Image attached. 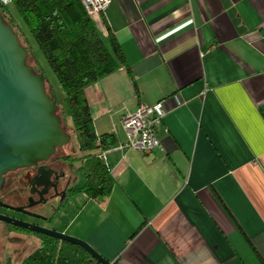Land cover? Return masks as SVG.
Masks as SVG:
<instances>
[{"label":"crops","instance_id":"1","mask_svg":"<svg viewBox=\"0 0 264 264\" xmlns=\"http://www.w3.org/2000/svg\"><path fill=\"white\" fill-rule=\"evenodd\" d=\"M110 1L92 19L132 75L86 97L115 185L73 197L58 231L114 264H264V0ZM160 102L162 150L119 149L123 116Z\"/></svg>","mask_w":264,"mask_h":264},{"label":"trees","instance_id":"2","mask_svg":"<svg viewBox=\"0 0 264 264\" xmlns=\"http://www.w3.org/2000/svg\"><path fill=\"white\" fill-rule=\"evenodd\" d=\"M0 12L4 23L17 34L28 53L27 65L35 74H41L26 30L19 22L34 38L65 93L63 104H60L62 115L57 116L62 120L63 117L72 119L79 151L83 154L80 170L84 173L85 184L76 189L75 194L105 202L115 182L99 154L116 147L117 140L113 135L96 134L86 89L121 68L132 75L123 50L113 36L106 44L82 0H9L0 7ZM30 60L34 64L31 65ZM49 88L46 82L47 93ZM52 95L57 100L53 92ZM21 264L97 263L79 246L42 237L38 249Z\"/></svg>","mask_w":264,"mask_h":264},{"label":"water","instance_id":"3","mask_svg":"<svg viewBox=\"0 0 264 264\" xmlns=\"http://www.w3.org/2000/svg\"><path fill=\"white\" fill-rule=\"evenodd\" d=\"M27 59L28 53L13 29L4 23L0 12V189L7 173L48 161L56 150L65 148L71 140L63 131L62 119L57 116V100L46 91L45 76L35 74L27 65ZM6 221L79 246L97 264H114L82 240L61 232Z\"/></svg>","mask_w":264,"mask_h":264},{"label":"flooded vegetation","instance_id":"4","mask_svg":"<svg viewBox=\"0 0 264 264\" xmlns=\"http://www.w3.org/2000/svg\"><path fill=\"white\" fill-rule=\"evenodd\" d=\"M66 147L58 149L62 153H55L46 162L9 172L3 177L0 189V242H21L31 237L40 242L42 237H49L8 223L7 219L59 232L61 210H71L70 200L77 195L75 190L81 188L76 185L78 177L75 175L80 171L75 166L76 157L69 146ZM82 165L81 158L79 168ZM43 208H47L49 213H44Z\"/></svg>","mask_w":264,"mask_h":264},{"label":"rangeland","instance_id":"5","mask_svg":"<svg viewBox=\"0 0 264 264\" xmlns=\"http://www.w3.org/2000/svg\"><path fill=\"white\" fill-rule=\"evenodd\" d=\"M19 23L22 25L24 30H26L25 32H26L27 38L29 39L30 46L32 47V54L35 56L36 64L39 66V69L41 71L39 73H41L42 75L45 76L46 82L50 87L48 94H52V92H53L55 94L57 100L59 101L57 114H59L61 116L62 115L61 114L62 105H60V104L62 103V101L66 97L65 93H64L62 87L60 86L59 81H58L55 73L53 72V70L49 66L45 56L37 47L34 38L32 37V35L30 33L27 32V29L25 28V26L21 22H19ZM29 63L31 65L34 64L33 60H30ZM61 125H62L64 133L69 134L71 137L70 144L68 146H69V149H71L74 157H76V160H75L76 165L75 166H77V169H79V167L81 165V161H80L81 152L79 151L78 138H77V134L75 133L74 128H73L72 119L70 117H67V118L63 117ZM60 150H58V152H56V155H59L62 153V151H60ZM75 176L78 177L77 183H76L77 187H82L85 184L84 173L81 170L80 171L78 170L76 172ZM42 211L46 214L49 213L47 208H43ZM64 220H65V218L62 219V221H64ZM39 245H40V242L38 241V239L33 238V237L24 238L21 242L1 241L0 242V264H21V262L27 256H29L36 249H38Z\"/></svg>","mask_w":264,"mask_h":264},{"label":"built area","instance_id":"6","mask_svg":"<svg viewBox=\"0 0 264 264\" xmlns=\"http://www.w3.org/2000/svg\"><path fill=\"white\" fill-rule=\"evenodd\" d=\"M0 2L7 4L9 0H0ZM82 2L90 16L104 13L111 3L110 0H82ZM165 117L166 109L163 102L154 106L141 105L134 113L124 115L121 123L126 140L119 149L135 150L145 154L162 150L158 131L163 126ZM99 157L103 161L106 160L105 154ZM106 166L109 167L107 164Z\"/></svg>","mask_w":264,"mask_h":264}]
</instances>
